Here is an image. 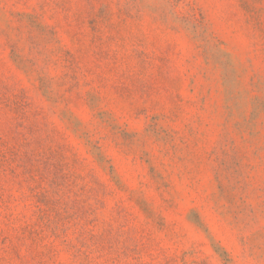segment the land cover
<instances>
[{"label": "rangeland", "instance_id": "1", "mask_svg": "<svg viewBox=\"0 0 264 264\" xmlns=\"http://www.w3.org/2000/svg\"><path fill=\"white\" fill-rule=\"evenodd\" d=\"M0 264H264V0H0Z\"/></svg>", "mask_w": 264, "mask_h": 264}]
</instances>
